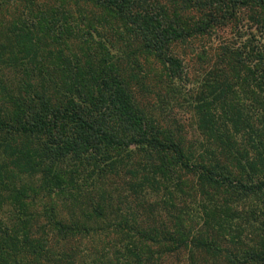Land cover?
Segmentation results:
<instances>
[{"label":"trees","instance_id":"trees-1","mask_svg":"<svg viewBox=\"0 0 264 264\" xmlns=\"http://www.w3.org/2000/svg\"><path fill=\"white\" fill-rule=\"evenodd\" d=\"M243 13L256 34L222 40L189 97L214 146L193 155L143 81L180 95L175 48ZM166 182L185 205L160 217L146 190ZM260 198L264 0H0V264H264V224L247 235L257 221L244 207ZM101 237L109 248L95 252Z\"/></svg>","mask_w":264,"mask_h":264},{"label":"rangeland","instance_id":"rangeland-1","mask_svg":"<svg viewBox=\"0 0 264 264\" xmlns=\"http://www.w3.org/2000/svg\"><path fill=\"white\" fill-rule=\"evenodd\" d=\"M89 11H85V15H89ZM75 15L74 14V18ZM78 18V16H77ZM256 34L255 27L247 21V16L246 14H241L239 16L237 22H236V28H231L227 27L224 30H221L219 32L211 33L210 36H205L201 37L199 39H195L188 43L187 45H179L175 48V53L180 54V57H184L183 63L185 65V70L187 72V77L179 82L177 84V88L180 90V95H171L168 92V89L163 86H159L160 84V79L158 76H155L153 74H148L145 78L144 84L149 88V89H154V86L156 87V91H161L162 96H164V101L165 104L162 106L164 107L165 110V117H167V122L166 124L170 128H177V130H180V135L183 137V142L185 143L186 147H190V149L193 151V155H210V152H214V146L210 144L209 141L207 140V137L203 135L200 131L197 129L196 125V119L193 115V110L189 106L188 101L189 97L195 92L196 88L199 86L200 81L202 80L204 74L213 66L215 62V54L214 49L218 45L221 44L222 40L225 41H230L235 44H243L246 43L248 40L251 39V35ZM257 37H255L253 40H251L252 43L257 42ZM202 51H205V58L203 60H199L198 55L202 53ZM153 71H156L158 73L161 69L160 65L154 63L151 64ZM147 70H149L151 67L148 65L146 66ZM146 101H150V103H157V100L154 96L152 95H147L144 93V97ZM238 139H240V135L237 136ZM208 145H206V143ZM135 158V157H132ZM220 159V157H218ZM221 160V159H220ZM223 163H225L232 171L233 173H237V170L233 168V165L229 162H226L222 160ZM234 169V170H233ZM180 174H175L172 176L173 179L178 180L180 177ZM128 177V176H127ZM185 181H193L191 176H188L185 178ZM181 178V180H184ZM125 180H127L125 178ZM169 184V185H168ZM187 186V184L185 183ZM166 186L168 189H166L164 186L160 185L159 187L154 186L155 189L151 191L152 188L146 190V192L150 193V198L148 199V202L150 204L157 203L159 204L160 207V213L156 214V216L163 217L165 216V208H170L169 205H173L176 207V209H180L185 205L183 201L180 198H171L170 199V190L172 188V185L170 183L166 182ZM123 189H120L121 195L125 196V194L129 195V192H127V187L126 184H123L121 186ZM190 184H188V187L186 188L187 191H190V197L186 199V204L189 202L191 203L190 208L192 210H198L196 208V205H201L199 204V198L196 196V193L194 191H191L190 189ZM189 189V190H188ZM187 194V193H186ZM189 195V194H188ZM264 199V198H260ZM249 205V206H248ZM248 205H245V210L247 213H253L254 217L256 219V223H252V227H246L247 228V235H260L261 232H258V234L255 232V228L259 227L261 224H264V201H256L255 199L249 200ZM174 207H171L172 212L174 211ZM189 207V206H188ZM7 212L5 209L0 210V221H5L7 217ZM212 218H216V214L213 213L211 215ZM158 219V218H157ZM160 220H164L165 218H160ZM216 221V220H215ZM201 223V220H200ZM249 229V231H248ZM113 236L110 235L107 239H111ZM107 239L101 237V240L99 241H94L93 242V249L94 251L97 250L98 252L101 249H108L109 244L107 243ZM113 239V238H112ZM117 239V238H115ZM115 239L113 243L115 242ZM102 240H105L104 242H101ZM90 243L87 245H82L81 250L83 249H89L90 248ZM96 252V251H95Z\"/></svg>","mask_w":264,"mask_h":264}]
</instances>
